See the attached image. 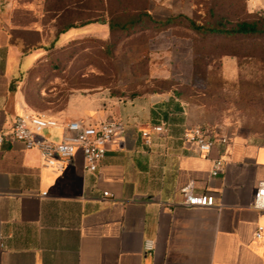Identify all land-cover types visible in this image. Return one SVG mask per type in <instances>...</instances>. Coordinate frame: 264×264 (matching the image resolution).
I'll return each instance as SVG.
<instances>
[{
    "label": "crops",
    "instance_id": "obj_1",
    "mask_svg": "<svg viewBox=\"0 0 264 264\" xmlns=\"http://www.w3.org/2000/svg\"><path fill=\"white\" fill-rule=\"evenodd\" d=\"M216 1L148 0L146 9L157 21L195 19L205 5L210 13ZM243 3L249 15L264 12V0ZM83 33L82 27L71 29L61 44ZM165 35L167 41L174 37ZM46 56V49L25 52L10 44L0 31V138L24 114L61 125L117 121L123 132L95 173L85 171L81 152L55 172L43 165L38 150L17 141L0 143V264H264V211L254 208L264 183V135L229 136L195 126L230 142L217 143L203 156L185 142L178 128L189 117L169 96L103 91L71 95L62 109L42 107L53 102L54 90H39L30 80ZM154 126L168 134L151 132L148 144L141 133ZM42 136L58 143L63 130L47 129ZM219 160L223 167L213 176ZM190 184L194 194L213 196L214 206H186L182 190Z\"/></svg>",
    "mask_w": 264,
    "mask_h": 264
},
{
    "label": "rangeland",
    "instance_id": "obj_2",
    "mask_svg": "<svg viewBox=\"0 0 264 264\" xmlns=\"http://www.w3.org/2000/svg\"><path fill=\"white\" fill-rule=\"evenodd\" d=\"M232 2L216 1L211 14L205 5L195 20L230 27L257 18L246 13L243 2ZM148 5V0H6L0 31L25 52L46 49L30 80L39 90H54L53 102L42 107L62 109L71 95L103 91L132 98L158 94L172 97L189 117L178 128L182 134L201 125L229 136L264 135V36L190 38L179 20L169 32L145 21L133 34L110 33L107 24L98 23L128 21ZM71 25L82 27L83 35L61 44L59 33ZM167 34L174 37L161 38Z\"/></svg>",
    "mask_w": 264,
    "mask_h": 264
},
{
    "label": "built area",
    "instance_id": "obj_3",
    "mask_svg": "<svg viewBox=\"0 0 264 264\" xmlns=\"http://www.w3.org/2000/svg\"><path fill=\"white\" fill-rule=\"evenodd\" d=\"M6 0H0V15ZM47 129H62V140L58 143L51 142L42 136ZM123 132V126L117 121H106L92 125L82 121H72L59 124L54 119L38 114H24L17 116L12 128L0 138V143L17 141L21 142L26 149L38 150L42 163L45 167L62 172L66 166L72 164L78 152L84 159V168L88 173L98 171L101 162L105 159L109 146L116 137ZM151 132L167 135L168 130L164 126H154L142 131L141 136L149 144ZM185 142L197 147L203 156L208 155L217 144L228 145L226 136L214 138L201 127L188 129L183 134ZM223 167L221 160L217 161L213 168V176H217ZM184 204L188 207H213L215 198L211 195H196L193 185L190 184L182 190ZM108 197V193H104ZM254 208L264 211V183L260 184L254 196ZM262 228H258L256 239L262 237ZM0 246H2L0 239ZM148 243L147 247L150 248Z\"/></svg>",
    "mask_w": 264,
    "mask_h": 264
},
{
    "label": "trees",
    "instance_id": "obj_4",
    "mask_svg": "<svg viewBox=\"0 0 264 264\" xmlns=\"http://www.w3.org/2000/svg\"><path fill=\"white\" fill-rule=\"evenodd\" d=\"M239 2H243V0H234L231 6H236ZM244 4V3H243ZM215 4L212 5L210 14L214 12L213 8H215ZM246 11V10H245ZM247 13V12H246ZM138 16L135 18H132L125 22H117L110 20L108 22H98L100 24H107L110 33H113L115 31H120L122 33H136V28L139 25L144 24L145 21L151 22V24H154L156 27L161 28L162 30L172 28L177 26L176 21H181V24L183 26H186L187 30L192 31L197 34V36H200L201 38L206 37H226V38H238V37H259L264 36V16L258 15L256 19L253 20H243L236 22L235 24L230 25V27H227L223 25L221 22H217L214 25L212 24H205L196 21L195 19H190L186 16L180 15L177 17H171L164 21H157L155 20L150 13L147 11V9H144L143 11L139 12L137 14ZM183 21V22H182ZM91 23V22H90ZM89 23V24H90ZM180 24V23H179ZM79 26H68L65 29H63L59 34L63 35L70 31L71 29L77 28ZM231 57H235L236 55H228ZM20 81V78L15 79L11 84V90H15L17 83Z\"/></svg>",
    "mask_w": 264,
    "mask_h": 264
}]
</instances>
